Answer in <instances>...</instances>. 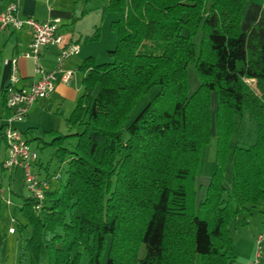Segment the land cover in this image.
Segmentation results:
<instances>
[{"label":"trees","instance_id":"1","mask_svg":"<svg viewBox=\"0 0 264 264\" xmlns=\"http://www.w3.org/2000/svg\"><path fill=\"white\" fill-rule=\"evenodd\" d=\"M103 1L84 0L70 24L93 10L114 13L108 60L88 56L79 66L82 91L67 132L30 138L52 146L67 168L40 209L23 198L18 262L80 264L85 255L100 264L105 254V264H231L230 226L240 214L246 224L248 207L264 201V6L242 30L246 0ZM99 36L95 26L83 42ZM190 62L198 80L191 92ZM245 112L257 123L255 140L232 144ZM212 126L215 166L198 197Z\"/></svg>","mask_w":264,"mask_h":264},{"label":"crops","instance_id":"2","mask_svg":"<svg viewBox=\"0 0 264 264\" xmlns=\"http://www.w3.org/2000/svg\"><path fill=\"white\" fill-rule=\"evenodd\" d=\"M19 1V16H31L38 20L47 18L58 17L61 19V32L63 33L66 41L78 42L80 45L77 54L70 55L64 58L61 63H58L59 47L47 46L44 47L38 58L39 63L45 69H60L70 70L74 69L75 73L71 81L67 84L57 82L54 89L46 100L37 101L29 110L27 115L21 122L17 124V128L23 133L24 137L29 142L30 138L38 136L43 131H56L59 133L67 132V125L65 119L68 117L76 100L82 91V78L84 72L79 68L84 58L94 56L97 62L105 61L107 58L106 50L111 48L114 43L112 32H106L109 22L115 19V14L107 12L104 16L101 15L99 9L90 11L89 13L81 16L77 21L70 24V16L74 13L78 15V4H83L84 0H18ZM8 0H0V14L3 12ZM246 10L243 11L245 25L242 30H247L250 25L257 20L260 11L264 6V0H256L253 2L247 1ZM80 5V4H79ZM90 17V25L88 26L83 19ZM101 20V35L98 41L83 42V37L90 35L96 26V22ZM242 21V20H241ZM30 41V34L26 30H13L11 28H0V167L1 161L5 156V146L1 137L2 119L6 116L9 110L5 107L3 90L8 81L9 65L5 62L6 59L13 56L17 57V67L19 73V86L29 85L34 79V60L29 57H24L22 53L27 50ZM27 129L29 132H27ZM46 140V139H45ZM68 141V140H66ZM65 141V142H66ZM36 147L43 148V143L35 139ZM30 144V143H29ZM35 147V148H36ZM47 147V148H46ZM45 149H50L46 155H41V163H45V169L50 167L51 160L56 159L53 156L54 148L46 146ZM34 148V147H33ZM43 158V160L41 159ZM56 169V168H55ZM55 169H52L55 171ZM17 171H7L6 174V188L11 191L9 181L13 178L14 173ZM47 176L50 174L45 172ZM0 175V198L2 192V177ZM5 177V176H4ZM50 178V187L54 188L58 185V180ZM6 205H10L9 199L5 200ZM18 209L21 205H15ZM249 208V214L246 216L247 225H242L243 214H240L235 219L233 225L230 226V234L232 237V251L235 256V261L231 264H249L254 260L256 253V238L259 235L264 239V201L257 203ZM14 222L24 223L25 219L22 215L20 218L16 217V208L13 209ZM11 226V225H10ZM9 226V227H10ZM239 227V228H238ZM232 228L237 230L235 238L231 233ZM238 229H243L245 235L243 236L238 232ZM9 232V231H8ZM15 234L14 232H9ZM262 239V241H263ZM20 242H0V264H19L18 262V246ZM263 244V242H261ZM262 248V247H261ZM261 262L264 264V257L261 255ZM21 264H28L27 261ZM41 264L44 261L41 260Z\"/></svg>","mask_w":264,"mask_h":264},{"label":"built area","instance_id":"3","mask_svg":"<svg viewBox=\"0 0 264 264\" xmlns=\"http://www.w3.org/2000/svg\"><path fill=\"white\" fill-rule=\"evenodd\" d=\"M61 19L58 17L38 20L31 16H19V1L8 0L3 12L0 14V28H11L13 30H26L30 34L28 48L22 53L24 57L34 60V79L26 86H19V73L17 57L13 56L5 60L9 65L7 84L3 90L4 104L9 110L2 119L1 137L5 146V156L1 165L8 171H22L23 185L29 196L35 200L34 208L40 209L44 203L45 191L49 189L48 176L40 175L44 165L41 163L38 151L31 147L23 133L17 128V124L23 120L31 107L39 100H46L51 95L55 84L59 81L67 84L73 78L74 69H45L38 61L44 47L58 46V63L73 54L79 52L78 42L66 41L61 32ZM254 83L253 80H248ZM52 179L60 177L59 173L50 176ZM14 223V219H11ZM9 232H14L15 227L11 225ZM263 236L256 238V253L254 260L249 264H263L261 262Z\"/></svg>","mask_w":264,"mask_h":264},{"label":"rangeland","instance_id":"4","mask_svg":"<svg viewBox=\"0 0 264 264\" xmlns=\"http://www.w3.org/2000/svg\"><path fill=\"white\" fill-rule=\"evenodd\" d=\"M103 1V0H100ZM105 1V0H104ZM103 1V2H104ZM247 1L253 2L256 0H246L245 5H247ZM78 4V8L77 11H80V9L82 8V5L80 2H77ZM244 5L243 7V11L245 12L246 10V6ZM107 13V12H106ZM105 13V14H106ZM104 14V15H105ZM103 15V16H104ZM90 17H86L84 20V22L89 26L90 25ZM101 20H98V22H96V26L99 27V33L101 35ZM245 19L242 18L241 21V26L243 27L245 25ZM110 24V22H109ZM108 30L107 28L105 29L106 32H112L113 34V38H114V43L112 44L111 48L108 49H112L115 45V34L114 32L110 29L109 25H108ZM100 39V36L98 38V40ZM95 40V41H98ZM195 44L197 45L198 42V36L195 37L194 39ZM92 42V41H90ZM107 49V50H108ZM106 50V52H107ZM107 54V53H106ZM108 58V57H107ZM108 60V59H106ZM105 60V61H106ZM187 74H188V82H189V91H193L197 85H198V80H197V76H196V72H195V68H194V62H190L188 64L187 67ZM157 87H153L145 96H143L141 98V100L137 103V105L135 106V108L133 109L132 113H131V118L142 108V106L153 96V94L157 91ZM211 109L212 112H214L215 110V97L214 95L212 96V102H211ZM80 128H77L76 131H78ZM212 136L210 138V141L207 145H205L203 147L201 156H202V165L200 168V171L197 175V184L199 186L198 188V197H200V195L203 193V189L206 185V183L209 180V176L211 174V172L214 169L215 166V160H216V156H215V150H216V137L214 134V128L212 126ZM257 135V123L254 120H251L247 117V113L245 112V114L242 117H236V131L234 133V135L231 138V143H239L242 145H247L252 143L255 140V137ZM50 137L49 136H44V140H48ZM76 141L75 138H72L68 141L65 142V146L70 148L72 147V145L74 144V142ZM29 143L31 145V147H36V142L35 139H30ZM46 146L43 145V148H37L38 151V155L39 156H43L45 155V157H48L46 154L49 153L50 149H45ZM47 148V147H46ZM44 157V156H43ZM40 158V157H39ZM43 160V158H41ZM43 165H45V163H43ZM56 168V169H55ZM67 168L66 162H60L57 159L51 160L50 163V167L46 170L45 168L43 170H41L40 175L44 176L45 172L48 171L49 174L53 175L56 173H59L60 175H62V180L65 178V170ZM52 169H55V171H53ZM6 169H2L0 167V175H4L2 177V181H1V185H2V192H1V198H0V242H20V238H19V234L15 228V234H10L8 232L9 226L10 225H14L15 227V222H12V215H13V209L16 208V217L20 218L21 212L20 210L15 206V205H21L23 198L26 196H29L28 191L26 190V188L23 185V176H22V171L17 170L16 173H14L13 178L10 179L9 181V187L11 189V191H9L6 187L8 186L6 184V174H7ZM231 175H232V160L229 159L227 164H226V171H225V185L229 186L228 184L231 181ZM50 183V181H49ZM9 199V201L11 202L10 205H6L5 204V200ZM250 216V214L248 215V217ZM14 219V218H13ZM247 225L243 224V225H239V227H244ZM238 227V228H239ZM236 232L237 230H235L234 228H232L231 233L233 234V236L235 238H237L238 236H236ZM238 232H240V234H242L243 236L246 234L245 231L242 229H238ZM264 235V234H263ZM263 244H261L262 247V256L264 257V239H263ZM106 262V256L105 254L102 256L101 258V262L100 264H105ZM80 264H87V258L85 255H83Z\"/></svg>","mask_w":264,"mask_h":264}]
</instances>
